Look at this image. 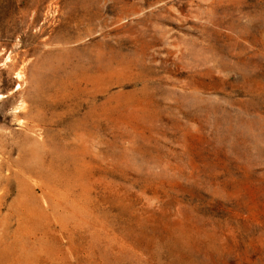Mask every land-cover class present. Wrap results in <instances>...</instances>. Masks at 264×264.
Here are the masks:
<instances>
[{"label":"rangeland","instance_id":"rangeland-1","mask_svg":"<svg viewBox=\"0 0 264 264\" xmlns=\"http://www.w3.org/2000/svg\"><path fill=\"white\" fill-rule=\"evenodd\" d=\"M0 94V264H264V0H0Z\"/></svg>","mask_w":264,"mask_h":264},{"label":"bare ground","instance_id":"bare-ground-1","mask_svg":"<svg viewBox=\"0 0 264 264\" xmlns=\"http://www.w3.org/2000/svg\"><path fill=\"white\" fill-rule=\"evenodd\" d=\"M1 99H3V95L0 94V101H1ZM4 163H5V161L2 160V162L0 163V166L4 167V166H3ZM7 164H8V162H7ZM16 165H19V164L16 163ZM12 175H13V172H10L9 174H5V175H3V177L1 176V178H0V189H1V187H2L3 182H4L6 179H8L10 176H12ZM1 193H2V192H1Z\"/></svg>","mask_w":264,"mask_h":264}]
</instances>
